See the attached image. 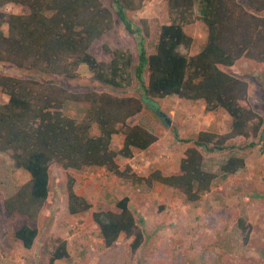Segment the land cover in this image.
I'll use <instances>...</instances> for the list:
<instances>
[{"label": "trees", "instance_id": "trees-1", "mask_svg": "<svg viewBox=\"0 0 264 264\" xmlns=\"http://www.w3.org/2000/svg\"><path fill=\"white\" fill-rule=\"evenodd\" d=\"M149 1L0 0V9L13 5L27 10L26 14L0 13V64L24 74H0V93L7 98L0 101V153L9 156L12 173L29 175V181L3 201L9 216L37 221L50 195L51 165L67 173L103 169L122 184L148 188L159 184L194 206L215 185L245 168L244 158L232 156L219 174L210 173L204 169V153L233 151L238 149L235 139H256L260 134L262 119L248 105L249 82L223 68L229 69L241 59L264 64V0H162L158 13L162 24L151 54L144 44L146 22L136 23L129 17ZM196 21L205 25L207 37L200 51L191 56L193 39L184 28ZM116 24L136 38V56L105 47L110 62L97 61L89 52L91 46ZM80 65L106 91L73 92L62 86L64 81L79 80ZM133 82L139 96L108 92L130 88ZM171 97L202 102L206 112H225L230 118L227 133L200 130L184 141L192 146L184 151L177 174L155 170L139 177L128 166L120 169L119 158L131 159L134 151H147L158 141L145 128L127 121L139 115L146 103L153 105ZM115 136L122 137L117 151L111 148ZM254 145L251 142L242 149ZM74 183L67 176L66 207L69 215L78 216L89 212L92 205L75 193ZM107 201L116 212L92 214L102 248H111L124 235L132 239L131 252H137L143 243L142 222L130 211L129 199ZM238 227L244 231V222L238 220ZM37 236V228L29 225L14 233L26 250L33 247ZM66 248L65 241L61 242L49 264L68 260ZM82 262H86L85 250Z\"/></svg>", "mask_w": 264, "mask_h": 264}, {"label": "rangeland", "instance_id": "rangeland-1", "mask_svg": "<svg viewBox=\"0 0 264 264\" xmlns=\"http://www.w3.org/2000/svg\"><path fill=\"white\" fill-rule=\"evenodd\" d=\"M162 0H151L144 8L129 17L136 23L146 22L148 36L144 44L153 53L158 41L162 21L158 17ZM8 5L0 13L16 11ZM193 39L189 55L200 51L207 37V29L200 21L184 28ZM120 49L133 57L137 54L136 38L128 34L121 24L97 40L89 52L97 61L109 63L111 55L105 52ZM183 52V51H182ZM79 72V80L61 83L67 90L84 92L106 91L91 80L85 67ZM227 73L249 82L248 105L262 119L263 125L256 139L237 138L238 149L223 153H204V169L219 174L220 167L230 157H242L245 168L215 185L210 193L202 196L197 206L186 204L174 190L154 184L151 188L119 183L103 169L89 168L81 173L63 171L50 166V195L37 221L29 222L20 215L9 216L3 201L12 196L28 181L27 173L15 171L8 155L0 153V264H49L51 254L63 241L67 244L68 260L54 264H264V153L261 134L264 131V64L241 59ZM0 74L23 77L18 69L0 64ZM133 82L130 88L109 90L113 95H140ZM0 93V101L5 102ZM202 102H188L175 97L144 106L143 111L129 119L128 125H139L155 136L158 141L147 151H134L131 159H118L120 169L128 166L139 177H147L158 170L164 175L179 171L184 151L192 146L190 140L200 130L225 134L230 118L223 111L210 113L201 109ZM166 120L168 122H166ZM254 142L252 148H244ZM122 138L117 136L111 143L119 150ZM241 149V150H240ZM67 176L75 183L78 196L84 197L92 208L89 212L71 216L66 207L65 184ZM129 199V209L137 217L143 232L142 247L135 253L130 250L131 238L121 235L108 249L102 248L99 229L92 220L96 211L116 212L107 199ZM244 222V231L238 227ZM37 228L38 236L30 250L14 239L15 231L22 225ZM244 234L247 240L243 241ZM85 250L86 262H82ZM204 256V259L201 257Z\"/></svg>", "mask_w": 264, "mask_h": 264}, {"label": "crops", "instance_id": "crops-1", "mask_svg": "<svg viewBox=\"0 0 264 264\" xmlns=\"http://www.w3.org/2000/svg\"><path fill=\"white\" fill-rule=\"evenodd\" d=\"M14 8H15L16 11L11 12L12 14H26V13H27V10H26V9H23V8H21V7H14ZM3 30L6 31V28L4 27ZM197 53H198V52H197ZM197 53H196V54H197ZM194 55H195V54H194ZM85 67H86L85 65H80V67H79V69H78V72H81V71H82V72H85V70H86ZM5 98H6V97H5ZM6 101H7V98L5 99V102H6ZM200 106H201V109H204V106H203V105H200ZM115 137H117V136H115ZM115 137H114V138H115ZM114 138H113V140H114ZM121 138H122V137H121ZM113 140H112V142H113ZM27 175H28V174H27ZM28 176H29V175H28ZM28 181H29V177H28ZM28 181H26L25 183H27ZM25 183H24V184H25ZM74 191H75V189H74ZM25 225H26V224H25ZM22 226H24V225H22ZM22 226H20L19 228H21ZM19 228H18V229H19Z\"/></svg>", "mask_w": 264, "mask_h": 264}, {"label": "water", "instance_id": "water-1", "mask_svg": "<svg viewBox=\"0 0 264 264\" xmlns=\"http://www.w3.org/2000/svg\"><path fill=\"white\" fill-rule=\"evenodd\" d=\"M166 122L168 121L166 120ZM261 143L262 152L264 153V131L261 134Z\"/></svg>", "mask_w": 264, "mask_h": 264}]
</instances>
